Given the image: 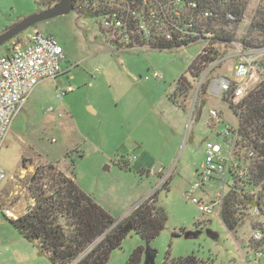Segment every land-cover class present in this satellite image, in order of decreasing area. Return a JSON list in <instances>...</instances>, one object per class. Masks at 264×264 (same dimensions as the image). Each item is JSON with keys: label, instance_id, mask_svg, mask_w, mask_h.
Masks as SVG:
<instances>
[{"label": "rangeland", "instance_id": "374dc122", "mask_svg": "<svg viewBox=\"0 0 264 264\" xmlns=\"http://www.w3.org/2000/svg\"><path fill=\"white\" fill-rule=\"evenodd\" d=\"M47 8L36 0H0V34ZM260 10L264 13V0H250L239 22L218 21L212 27L233 32L237 42L250 40L251 51L262 48L264 36L251 28L261 16ZM35 31L55 36L66 59L63 74L56 81L37 85L0 149V164L7 172L0 186V264H51L40 254L38 244L26 240L10 222L31 205L30 178L37 166L46 164L73 175L77 184L117 220L170 181L169 190H161L158 201L168 216L166 228L149 243L131 232L107 264H128L140 245L146 248L140 264H146L149 250L155 252V264H163L167 252L172 258L194 254L215 264H264V212L243 210V225L231 233L218 212L203 214L188 198L206 159L207 139L223 143L218 133L224 125H238L229 101L210 94L208 88L196 101V79L186 71L202 44L162 51L120 49L106 39L96 19L73 10L21 32L0 47V54L11 52L17 44L28 45ZM218 45L226 56L210 69L205 78L208 87L210 78L234 75L236 48L223 42ZM155 72L161 77H153ZM184 73L191 88L186 97L177 96V100L183 101L186 111L172 97ZM203 99L202 116L195 120ZM211 109L222 114L224 124L208 125ZM222 182L213 180L204 189L195 190L194 196L210 199L222 190ZM232 182V175L227 174L225 184ZM263 186L264 182L248 186L247 191L258 194ZM6 209L14 216H7ZM255 229L263 231L261 240L254 239ZM261 250L263 255L259 256Z\"/></svg>", "mask_w": 264, "mask_h": 264}, {"label": "built area", "instance_id": "2783aa9c", "mask_svg": "<svg viewBox=\"0 0 264 264\" xmlns=\"http://www.w3.org/2000/svg\"><path fill=\"white\" fill-rule=\"evenodd\" d=\"M243 1L250 0H74V5L81 16L96 19L106 39L117 48L159 50L172 45L178 49L201 43L202 52L216 38V33L209 27L217 22L221 11L225 12L228 21L236 19L225 5ZM227 44L237 50L233 77L217 75L210 78V87L205 82L210 69L224 61V53L195 78L196 101L207 87L210 94L215 93L230 104L238 105L264 80V47L251 51L243 42L232 40ZM65 59V49L56 37L38 31L30 35L28 45L17 44L11 52L0 54V149L29 96L41 82L56 81L63 74ZM153 77L160 78L161 74L155 72ZM209 116L211 127L225 123L222 114L215 109L210 110ZM218 134L223 143L207 139L206 159L198 170L194 190L188 193V198L203 214L220 213L234 179L243 181L247 178L256 155L243 140L239 125L225 124ZM227 174L232 175L233 182L226 185ZM6 179L7 172L0 164V186ZM213 180L223 181L221 191L210 199L194 196L195 190L204 189ZM4 212L9 217L14 216L9 209ZM253 237L261 240L263 231L255 229ZM258 255L262 256L263 251H258Z\"/></svg>", "mask_w": 264, "mask_h": 264}, {"label": "trees", "instance_id": "16d2710c", "mask_svg": "<svg viewBox=\"0 0 264 264\" xmlns=\"http://www.w3.org/2000/svg\"><path fill=\"white\" fill-rule=\"evenodd\" d=\"M36 1L51 7L60 0ZM248 3L249 1L226 4L225 9L231 10L236 19L228 21L225 12L221 11L217 22H239ZM262 12L259 11L261 16L252 22L251 28L257 29L264 36ZM209 28L214 30L216 38L189 65L186 73L193 78H197L212 61L224 54L219 43L227 44L235 40L231 31L222 27ZM242 41L246 46H252L250 40L244 38ZM173 49L177 47L165 45L159 50ZM186 73L179 77L172 94L173 99L185 111L186 105L177 100V96L186 97L191 88ZM206 90L207 87L204 88L203 94ZM204 104L205 99L196 109L195 120L201 118ZM230 107L238 117L239 132L243 140L256 154L247 178L243 181L234 179V184L226 192L219 213L227 230L235 233L244 223L243 210L254 208L258 212H264V188L258 194L247 191L248 186H262L264 182V80L240 104L231 103ZM123 166L131 168V165ZM169 188L170 181L166 180L160 188L137 202L127 216L117 220L77 184L73 175H67L55 164L39 165L31 176L29 185L34 203L20 216L11 218L10 222L26 240L38 244L40 254L47 256L51 264H107L112 252L122 247L123 241L131 232L139 234L149 243L166 228L168 216L158 201L161 190ZM177 235L179 234L174 233V236ZM145 250L144 245L138 246L130 255L128 264H140ZM163 264L215 263L199 259L194 254L172 258L167 252Z\"/></svg>", "mask_w": 264, "mask_h": 264}, {"label": "water", "instance_id": "95a60500", "mask_svg": "<svg viewBox=\"0 0 264 264\" xmlns=\"http://www.w3.org/2000/svg\"><path fill=\"white\" fill-rule=\"evenodd\" d=\"M73 10H75L74 0H60L58 3L47 9L41 10L23 18L21 21L7 28L0 34V47L37 23L50 18L68 14ZM154 257L155 252H151L149 250L146 264H155Z\"/></svg>", "mask_w": 264, "mask_h": 264}, {"label": "crops", "instance_id": "0c3cea01", "mask_svg": "<svg viewBox=\"0 0 264 264\" xmlns=\"http://www.w3.org/2000/svg\"><path fill=\"white\" fill-rule=\"evenodd\" d=\"M28 44V43H27ZM25 45V44H24ZM9 53V52H8ZM34 203V199L32 198V203L31 204H33ZM14 218H16V217H14Z\"/></svg>", "mask_w": 264, "mask_h": 264}]
</instances>
